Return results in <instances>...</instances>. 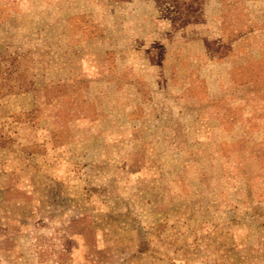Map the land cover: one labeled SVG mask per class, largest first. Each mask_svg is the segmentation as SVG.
<instances>
[{
    "label": "rangeland",
    "instance_id": "1",
    "mask_svg": "<svg viewBox=\"0 0 264 264\" xmlns=\"http://www.w3.org/2000/svg\"><path fill=\"white\" fill-rule=\"evenodd\" d=\"M171 11L0 0V264H264V0Z\"/></svg>",
    "mask_w": 264,
    "mask_h": 264
},
{
    "label": "trees",
    "instance_id": "2",
    "mask_svg": "<svg viewBox=\"0 0 264 264\" xmlns=\"http://www.w3.org/2000/svg\"><path fill=\"white\" fill-rule=\"evenodd\" d=\"M164 1L165 3H171L173 11L169 12L168 16L169 22L172 27H185L191 23H199L203 19V0H156ZM225 4V0H222ZM227 3L224 8L228 6ZM227 10L225 9V12ZM224 12V13H225ZM227 13V12H226ZM227 15V14H226ZM228 50V49H227ZM245 82L252 83V79H247ZM254 89L258 91L257 84L255 82L252 84ZM264 161V160H263Z\"/></svg>",
    "mask_w": 264,
    "mask_h": 264
}]
</instances>
